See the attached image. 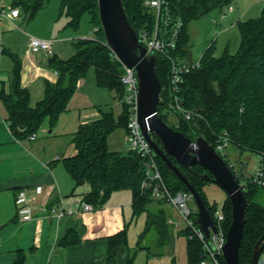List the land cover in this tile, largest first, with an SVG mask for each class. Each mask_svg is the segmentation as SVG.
Instances as JSON below:
<instances>
[{"label":"trees","instance_id":"16d2710c","mask_svg":"<svg viewBox=\"0 0 264 264\" xmlns=\"http://www.w3.org/2000/svg\"><path fill=\"white\" fill-rule=\"evenodd\" d=\"M146 1L149 0H123L125 13L137 33L154 26L155 17L145 5ZM165 1L169 4L173 17L184 22L175 52L176 59L191 62L188 25L212 12L229 8L237 0ZM49 2L50 0H21L13 6L19 8L20 14L25 11L28 15L26 19L31 21ZM59 11L60 15H66L68 18L65 28L74 32L80 30L83 16L90 15L94 37L76 40V52L69 59L62 60L55 54L49 58V66L56 71L58 78L55 83L46 84L44 98L33 107L30 105L29 91L21 84L22 60L17 55L10 54L14 63L10 89L9 92L0 90V100L8 114L10 131L18 139H27L36 134L45 122L53 129L60 116L67 111L79 80L93 67L96 86L115 94V98L122 105L121 113L116 116L113 110L102 112L101 118L80 125L72 139L76 154L63 158V166L76 186L90 184L91 191L84 200L95 209L102 206L113 192L130 190L133 195L134 217L145 213L147 218L144 232L155 230L160 244H163L172 235L173 227L168 223L166 211L163 208H154L166 204V201L154 200L151 190H142L145 179L144 159L136 152L112 151L109 148L108 139L115 130L127 131L130 111L123 102L124 70L106 43L99 20L97 0H62ZM238 31L240 45L235 53L225 49L221 56H215V44L212 42L199 58L200 67L184 76L180 87L182 105L200 115L190 121L185 120L179 113L175 114L177 124L170 121V115L174 114L171 110L174 95L170 84V63L166 58L159 56L157 75L162 82V90L158 112L174 130L193 141L203 137L215 147L217 137L226 132L231 144L241 150L263 155L264 10L256 18L238 22ZM0 53L6 51L3 49ZM194 122L197 125H193ZM155 140L159 143L156 138ZM155 157L169 191L174 195L189 192L185 184L167 169L164 161L157 154ZM169 158L198 191L209 213L213 215L219 204H210L204 191L205 185L210 184L203 176L209 174L208 171L198 164L190 169L183 168L173 157ZM226 163L229 167V163ZM237 181L241 183L238 178ZM258 187L250 183L241 187L249 206L239 251L240 264H250L255 245L264 235V206L252 200ZM193 203L196 207L195 202ZM223 207L226 228L229 229L232 215L228 196L223 202ZM196 216L197 212L194 216L195 222ZM180 233L187 237L188 264H199L201 242L197 238L189 239L187 230ZM71 234L70 232L65 237L64 244L69 242ZM127 246L126 230L110 237L108 262H114L119 249ZM24 258L21 254L12 264H24ZM126 264H133V257L129 256Z\"/></svg>","mask_w":264,"mask_h":264},{"label":"crops","instance_id":"0c3cea01","mask_svg":"<svg viewBox=\"0 0 264 264\" xmlns=\"http://www.w3.org/2000/svg\"><path fill=\"white\" fill-rule=\"evenodd\" d=\"M6 1L13 5L21 0ZM61 1L52 5V9H41L36 18L25 25L22 13L15 21H4L0 25V46L6 51L0 53V90L9 92L14 66L10 54L17 55L22 60L21 84L29 91L32 107L44 98L46 84L55 83L58 74L49 66L48 57L30 52V36L54 39V54L62 60L75 54L74 40L94 37L90 34L72 35L69 32L72 30L65 28L68 18L59 14ZM263 10L264 0H237L232 4V11L225 8L207 15L208 20L219 29L213 40L217 44L215 52L219 47L222 51L228 49L231 52L232 41L234 49H238V22L256 18ZM57 16H60V20ZM41 17L48 26L47 31L40 30L34 23ZM80 82L77 89L82 87ZM93 90L84 105L64 112L53 129L45 122L39 130L40 134L39 131L36 133L35 140L18 139L13 135L7 122L6 108L0 100V264H12L21 254L25 257L24 264H126L130 253L131 229L139 218L134 217L130 190L113 192L94 211H77L71 215L67 212L70 207L74 208L76 199H84L91 191L88 183L76 186L62 163L63 158L76 154L73 135L80 125L101 118L102 112L113 110L112 92L106 93L96 83ZM125 138L124 130L125 151H128ZM21 191L27 194L30 213L18 211L16 198ZM166 205L154 208L166 211L169 224L170 221L176 222L165 209ZM61 209L65 214L59 218L57 215ZM136 225L139 227L138 222ZM142 226L144 231L146 219ZM124 230L127 231L128 246L122 247L121 252L119 249L116 260L109 263V238ZM172 231L171 236L176 235ZM70 232L69 242L64 244ZM149 233L152 239L157 238L158 246H166L171 239L169 236L165 243L160 244L157 232L150 230ZM148 248L143 242L141 249ZM168 260L174 264L175 255Z\"/></svg>","mask_w":264,"mask_h":264},{"label":"built area","instance_id":"2783aa9c","mask_svg":"<svg viewBox=\"0 0 264 264\" xmlns=\"http://www.w3.org/2000/svg\"><path fill=\"white\" fill-rule=\"evenodd\" d=\"M145 5L153 12L155 21L152 29L145 28L138 33V42L146 48L147 54H155L169 61L170 84L174 95L171 110L174 114L179 113L185 120L190 121L200 115L183 107L180 97V87L184 81V76L200 67V59L191 62H182L176 59L175 52L178 49V41L184 27V22L180 18L173 17L169 4L165 0H149L146 1ZM229 9L232 11V6ZM19 17V8L8 4L6 0H0V25L4 21L13 22ZM222 17H225V15H222ZM55 42L54 39L30 36L29 49L32 54L42 53L50 58L54 55ZM2 50L3 48L0 46V52ZM122 67L124 70L122 83L125 89L123 102L129 107L130 111L125 141L128 151L136 152L144 159L145 179L142 183V190H151V196L154 200H164L167 204L171 205L183 222V230L188 231V238H197L201 242L202 252L199 264H226L223 251L227 240L228 228H226V216L223 203L218 205L213 211V215L210 214L216 232L210 231V235L207 237L199 228L197 221L195 222L194 220L197 208L192 207L190 204L194 202L192 194L190 192H179L174 195L165 185L155 157L156 154L142 133L138 121L139 84L136 70L123 64ZM36 136V134H33L29 139L35 140ZM229 144L230 140L226 132H223L217 137L214 148L224 158L225 150ZM259 156L260 159L253 174L247 179L246 183H240V187H244L247 183L264 187V154ZM229 168L236 179H240L242 176L240 172L243 166L238 167L235 163H229ZM16 206L21 213H30L27 207V194L25 191L18 193ZM94 209L92 204L79 198L74 201V208L70 207L67 212L71 215L77 211L91 212ZM64 212L61 209L57 216L59 218L63 217ZM170 224L173 226L174 231L175 228L179 227L176 222L170 221ZM262 259L264 261V253Z\"/></svg>","mask_w":264,"mask_h":264},{"label":"water","instance_id":"95a60500","mask_svg":"<svg viewBox=\"0 0 264 264\" xmlns=\"http://www.w3.org/2000/svg\"><path fill=\"white\" fill-rule=\"evenodd\" d=\"M98 15L107 45L116 59L123 65L134 68L139 84L138 121L142 133L154 152L164 161L192 194L197 208V223L208 237L216 232L211 215L198 191L188 182L181 170L169 158L183 168L190 169L196 164L209 174L204 178L222 188L231 201V225L227 231L224 246L226 264H240L239 251L242 246L243 231L248 212V202L235 175L214 146L203 137L195 141L174 130L158 112L162 82L157 75L159 56L147 54L138 42V33L125 13L123 0H97ZM155 138L159 141L156 142ZM123 248H120L121 252ZM264 235L256 243L250 264H264Z\"/></svg>","mask_w":264,"mask_h":264},{"label":"rangeland","instance_id":"374dc122","mask_svg":"<svg viewBox=\"0 0 264 264\" xmlns=\"http://www.w3.org/2000/svg\"><path fill=\"white\" fill-rule=\"evenodd\" d=\"M57 1L58 0H50V2L45 7V9L47 7H49V9H52V5L54 6L55 4H57L58 3ZM37 15L38 13L36 14V16ZM22 16L25 20V22L23 21V25L30 22V20L26 19L28 15L25 13V11L23 12ZM57 17L58 20H60V16ZM90 18H91L90 15L88 14L84 15L81 21L80 30L77 32L74 31H69V32L72 33V35H76V36H79L80 34L93 35ZM39 19L41 20H38V22H34L36 23L37 28H39L42 31H47L48 26H46V23L44 21H42L43 18L41 17ZM218 32L219 29H217L212 24V22L208 20L206 16L190 23L188 25V34L190 38L189 51L191 53V58L190 57L189 58L193 60L199 59L202 56L204 50L207 49L212 44L213 40L216 37V33ZM75 41L76 40H74V42ZM70 43L71 42H69L68 44ZM213 43H215V41ZM230 44H231L230 45L231 53H235L238 49H234L233 41ZM215 46H217V44ZM222 53L223 51L219 47L218 51L215 52V56H221ZM79 82L82 83V87L76 89L74 95L72 96L68 104L67 111L68 110L74 111L76 107H79L82 104L84 105V103L88 99L87 97L93 94L94 91L93 84H95L94 68L91 67L90 69H88L85 76H83L79 80ZM104 91L106 93H110L109 90L107 89H104ZM111 95L113 96L112 108L115 115L118 116L121 113L122 105L115 98V94L113 92ZM169 118L172 123L176 121L175 114H171ZM175 124L177 123L175 122ZM193 125H197V123L194 122ZM39 134L40 131L38 132V135ZM123 134H124L123 129H117L110 135L108 139L110 150L120 151V152L126 150ZM224 156H225L224 157L225 161H227L228 163H235L237 164L238 167L243 166L240 172L242 175L240 177L241 184L247 182V179L253 174L255 167L257 166L258 161L260 159L259 155L253 154L246 150H241L240 148H238L237 146L231 143L226 148ZM204 191L207 195L210 204H214V203L221 204L225 201L227 197L225 191L222 188L211 183L205 185ZM252 200L254 203H259L260 205L264 206V187H260V186L258 187L256 194L252 197ZM190 204L192 207H194L193 202ZM165 209L167 210V212L172 214V217L179 225L178 228H175L176 235L171 236L172 240L169 239V242L167 243L166 246L165 245L158 246L159 244L157 242V238L152 239L150 233L148 234L143 231L144 228L142 226V222H145L146 219L145 213L139 216L138 218L139 221L137 220L133 223V227L131 229L132 233L129 239V248H130L129 256L133 257V264H173L172 260L171 261L168 260L169 258H171V255H175L174 264H188L187 237L185 234L180 233V231L184 229L183 222L180 216L178 215V213L172 210L169 204L165 206ZM137 222L139 227H137L136 225ZM141 233L143 234L142 237L140 236ZM139 241L140 243H138ZM143 242H145L146 246L149 247L148 249H141V245L143 244Z\"/></svg>","mask_w":264,"mask_h":264}]
</instances>
